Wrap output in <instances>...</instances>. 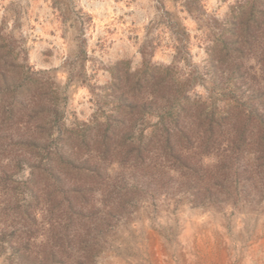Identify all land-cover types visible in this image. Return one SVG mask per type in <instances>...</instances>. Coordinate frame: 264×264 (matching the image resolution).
Wrapping results in <instances>:
<instances>
[{
  "label": "rangeland",
  "instance_id": "obj_1",
  "mask_svg": "<svg viewBox=\"0 0 264 264\" xmlns=\"http://www.w3.org/2000/svg\"><path fill=\"white\" fill-rule=\"evenodd\" d=\"M151 263L264 264V0H0V264Z\"/></svg>",
  "mask_w": 264,
  "mask_h": 264
},
{
  "label": "bare ground",
  "instance_id": "obj_2",
  "mask_svg": "<svg viewBox=\"0 0 264 264\" xmlns=\"http://www.w3.org/2000/svg\"><path fill=\"white\" fill-rule=\"evenodd\" d=\"M194 225V224H193ZM196 227V226H195ZM199 227V226H198ZM210 229V228H209ZM200 231V230H199ZM193 232H195V231H193ZM203 232V231H202ZM201 233V232H200ZM206 233H207V231H206ZM152 234V233H151ZM197 234V233H196ZM205 234V233H204ZM208 234V233H207ZM210 234V233H209ZM211 235V234H210ZM155 236V235H154ZM203 236V235H202ZM218 236V235H217ZM210 237V236H209ZM192 238V237H191ZM198 238V237H197ZM214 238V237H213ZM259 238V237H258ZM149 239V238H148ZM157 239V238H156ZM190 239V238H189ZM196 239V238H195ZM215 239V238H214ZM152 240V239H151ZM160 240V239H159ZM203 240V239H202ZM219 240V239H218ZM226 240V239H225ZM224 240V241H225ZM148 241H150V240H148ZM216 241V240H215ZM218 242V241H217ZM221 242V241H220ZM253 242H254V240H253ZM256 242V241H255ZM257 242H259V241H257ZM147 245H149V244H147ZM195 245V244H194ZM150 246V245H149ZM210 246V245H209ZM208 246V247H209ZM151 247H152V245H151ZM201 247V246H200ZM215 247V246H214ZM169 249V248H168ZM177 249V248H176ZM222 249V248H221ZM146 250V249H145ZM196 250V249H195ZM216 250V249H215ZM149 251V250H148ZM180 251H182V250H180ZM198 251V250H197ZM171 252H173V251H171ZM221 252V251H220ZM146 253H148V252H146ZM152 253V252H151ZM167 254H169V253H167ZM185 255V254H184ZM167 256V255H166ZM176 256V255H175ZM168 257V256H167ZM184 257V256H183ZM190 258H192V257H190ZM209 258V257H208ZM224 258H225V256H224ZM152 260V259H151ZM154 260V259H153ZM176 260V259H175ZM182 260V259H181ZM179 261V260H178ZM241 261V260H240ZM177 262V261H176ZM184 262V261H183ZM241 262H243V261H241ZM152 264V263H151ZM169 264V263H168Z\"/></svg>",
  "mask_w": 264,
  "mask_h": 264
}]
</instances>
